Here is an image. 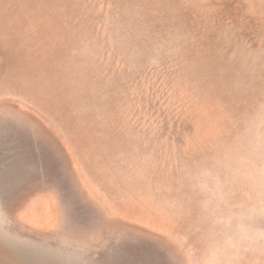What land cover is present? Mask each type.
I'll return each mask as SVG.
<instances>
[{
    "label": "rangeland",
    "instance_id": "obj_1",
    "mask_svg": "<svg viewBox=\"0 0 264 264\" xmlns=\"http://www.w3.org/2000/svg\"><path fill=\"white\" fill-rule=\"evenodd\" d=\"M264 104V0H0V264H184L179 169Z\"/></svg>",
    "mask_w": 264,
    "mask_h": 264
},
{
    "label": "clouds",
    "instance_id": "obj_2",
    "mask_svg": "<svg viewBox=\"0 0 264 264\" xmlns=\"http://www.w3.org/2000/svg\"><path fill=\"white\" fill-rule=\"evenodd\" d=\"M179 175L180 210L196 224L184 264H264V104L213 156L182 162Z\"/></svg>",
    "mask_w": 264,
    "mask_h": 264
}]
</instances>
